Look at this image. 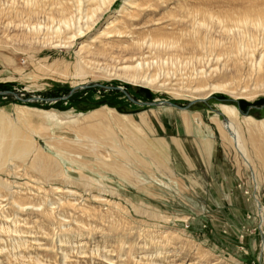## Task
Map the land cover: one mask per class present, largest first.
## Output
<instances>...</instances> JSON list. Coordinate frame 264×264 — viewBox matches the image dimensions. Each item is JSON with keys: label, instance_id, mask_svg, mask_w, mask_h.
<instances>
[{"label": "rangeland", "instance_id": "1", "mask_svg": "<svg viewBox=\"0 0 264 264\" xmlns=\"http://www.w3.org/2000/svg\"><path fill=\"white\" fill-rule=\"evenodd\" d=\"M104 8L0 0V92L17 95L0 94V142L20 151L0 156V264H264L263 185L259 214L249 167L241 215L209 203L175 140L182 110L163 103L195 101L199 125L234 107L243 164L264 170V127L240 113L264 118V0Z\"/></svg>", "mask_w": 264, "mask_h": 264}, {"label": "crops", "instance_id": "2", "mask_svg": "<svg viewBox=\"0 0 264 264\" xmlns=\"http://www.w3.org/2000/svg\"><path fill=\"white\" fill-rule=\"evenodd\" d=\"M181 112L185 121L184 123L182 122V127L176 124L174 132L179 137L175 140L176 142L183 140V144L188 149L193 148L194 163L189 168L192 171L190 178L193 181V186H196L195 182L199 180L198 185L200 187L213 189L209 195L213 199L208 200L209 203L238 205L237 210L239 211V215H241L246 201L237 190V183L240 180L246 182L247 167L252 168L251 176H253L254 183H256V196H260L258 187H262V185L264 187V170L253 165L243 164L245 159L241 152L238 151L237 144H235L237 137L235 138L234 134L229 133L225 129L224 124L226 123V119L225 117H223V121L220 119V115L222 114L213 115L209 117L210 121L207 123L202 121L199 125L198 121L200 122L203 116L201 113H198V115L185 111ZM200 115L201 118H199ZM215 130L218 131L219 138L216 137ZM247 182L250 184V187H253L252 184L254 183L251 182L250 177ZM250 189L249 193L251 195L254 192H252L253 188Z\"/></svg>", "mask_w": 264, "mask_h": 264}, {"label": "bare ground", "instance_id": "3", "mask_svg": "<svg viewBox=\"0 0 264 264\" xmlns=\"http://www.w3.org/2000/svg\"><path fill=\"white\" fill-rule=\"evenodd\" d=\"M115 0H102V4L105 6V10L114 2ZM131 1V0H130ZM132 3H134V2H130V3H125V7L126 6H128V5H130V4H132ZM143 5V4H142ZM141 4L140 5H138L136 8H135V10L134 11H132V13L129 15V18L125 21L126 22V24L127 25H132L133 24V22L135 21V13H137L138 11H140V10H142L144 7L142 6ZM124 9V8H123ZM32 10H30V12H31ZM101 13H99V14H97L96 16H95V18L94 19H91L90 20V25H92L93 23H94V21H96V20H98L99 18H100V15ZM91 18H92V16H91ZM87 25L85 26V28L86 29H88V23H86ZM125 24V25H126ZM65 25V24H64ZM65 26H67V24L65 25ZM136 26V25H135ZM91 27V26H90ZM108 26H106V28H107ZM106 28H104V29H106ZM127 28V27H126ZM137 28V27H136ZM39 29V28H38ZM138 29V28H137ZM25 30V29H24ZM37 29H36V26H32L31 28H28V32H35ZM106 30H108V28L106 29ZM109 30H111V28L109 29ZM108 30V31H109ZM125 30V29H124ZM124 30L122 31V29L119 27V26H114L113 27V29L110 31V32H112L111 34H113V33H116V34H118V36H120V34H122L123 32H124ZM130 30H132V29H130L129 28V30L127 29V31L126 32H128V31H130ZM136 30V29H135ZM78 31H80V29H78ZM108 31H106V32H108ZM132 31H134V30H132ZM101 33V32H100ZM125 33V32H124ZM131 33V32H130ZM79 34H82V33H78V35ZM107 34V33H106ZM110 34V33H109ZM108 35V34H107ZM114 35V34H113ZM125 35V34H124ZM132 35V34H131ZM80 36V35H79ZM126 36V35H125ZM129 36V35H128ZM128 36H126V37H128ZM71 37H73V35L71 36ZM115 37H117V36H115ZM217 87V86H216ZM215 87V88H216ZM213 88V87H212ZM216 89H219V88H216ZM215 89V90H216ZM218 109H219V112L226 118V123H225V128H226V130L229 132V133H231V134H234L233 136L236 138L237 137V127H236V123H235V121H236V118H237V112H236V109L234 108V107H231V106H227V105H219L218 106ZM120 117H122L123 119H125L126 118V116H120ZM246 117V118H245ZM244 117V124L246 125V126H249L250 128L252 127V128H257V126H263L264 127V118L263 119H260V120H256V119H254V118H252V117H250V116H245ZM114 121H116V120H114ZM1 134H2V132H1ZM3 135V134H2ZM236 135V136H235ZM1 137V136H0ZM235 140V139H234ZM239 139L238 138H236V141H235V144H237V147L239 148ZM12 145V144H11ZM11 145H4V143H3V139L1 138V142H0V156L1 157H3L5 154H9L11 151H13V152H16L15 150V148L13 147V146H11ZM240 149V148H239ZM22 150V149H21ZM239 151V150H238ZM240 151H241V149H240ZM20 151H18V152H16V153H19ZM21 155V154H20ZM8 157V156H7ZM256 213H257V211H256ZM261 214H263L264 215V206H262V209H261Z\"/></svg>", "mask_w": 264, "mask_h": 264}, {"label": "water", "instance_id": "4", "mask_svg": "<svg viewBox=\"0 0 264 264\" xmlns=\"http://www.w3.org/2000/svg\"><path fill=\"white\" fill-rule=\"evenodd\" d=\"M98 86H100V87H103V86H101V85H98ZM104 88H107V89H115V90H118V91H121L130 101H133L129 96H128V94L121 88V87H104ZM0 94H3V95H7V94H11V95H13V96H15V97H17V95L16 94H14V93H12V92H10V91H3V92H0ZM205 99H207V98H205ZM205 99H199V100H205ZM197 101V100H196ZM134 102V101H133ZM163 103H167L168 105H170V106H172V107H175V108H177V109H179V110H182V111H188V109H189V107L193 104V103H195V101H192V102H189L186 106H184V107H180V106H177V105H174V104H171V103H169V102H167V101H164ZM143 105H155V103L154 102H146V103H143ZM242 115H244V116H248V112H240ZM217 114H221L220 112H217Z\"/></svg>", "mask_w": 264, "mask_h": 264}, {"label": "built area", "instance_id": "5", "mask_svg": "<svg viewBox=\"0 0 264 264\" xmlns=\"http://www.w3.org/2000/svg\"><path fill=\"white\" fill-rule=\"evenodd\" d=\"M250 179H251V182L254 183V178H253V176H251ZM255 184H256V183L252 184V186H253V190H254V192L256 193V191H255V186H256V185H255ZM255 193H252V194L250 195V197L254 200L255 205H256V211H257L259 205H258V200H257V197H256V194H255ZM259 209H260V208H259ZM259 209H258L257 212H259ZM257 214H259V213H257Z\"/></svg>", "mask_w": 264, "mask_h": 264}]
</instances>
